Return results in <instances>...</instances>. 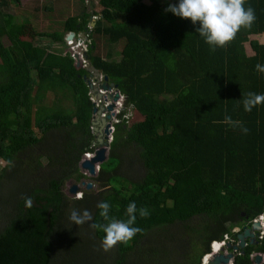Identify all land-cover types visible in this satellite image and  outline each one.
<instances>
[{"label": "trees", "instance_id": "trees-1", "mask_svg": "<svg viewBox=\"0 0 264 264\" xmlns=\"http://www.w3.org/2000/svg\"><path fill=\"white\" fill-rule=\"evenodd\" d=\"M20 1L0 0V264H204L215 242L237 245L264 215V105L243 107L247 93L264 94V73L255 70L264 64V0H247L255 23L215 52L198 24L166 11L179 0H99L93 15L65 16L54 35L40 30V18L51 21L55 9L35 7L27 18L6 11ZM73 32L89 34V66L125 96L108 158L92 178L80 168L98 147L92 73L76 67ZM45 37L65 48L52 50ZM103 37L122 46L117 56L96 54ZM226 114L247 134L222 123ZM8 179L15 188L6 194ZM83 180L97 193L69 198L68 182ZM104 201L119 220L133 201L150 213L137 211L142 233L108 252L96 246L105 233L69 220L73 209L88 210L90 223H106L97 208ZM85 229L92 251L84 262L75 250ZM256 253L264 241L249 243L235 264H256Z\"/></svg>", "mask_w": 264, "mask_h": 264}, {"label": "clouds", "instance_id": "clouds-1", "mask_svg": "<svg viewBox=\"0 0 264 264\" xmlns=\"http://www.w3.org/2000/svg\"><path fill=\"white\" fill-rule=\"evenodd\" d=\"M246 3L247 0H179L178 5L170 4L166 11H170L177 17L183 19H190L193 25L198 24L199 27L196 29V31L210 46V50L212 52H215L217 48H226L235 39L241 29H250L255 23V9L250 5L248 7H245ZM96 19L97 17H91V21L93 23L89 26L90 29L95 26L94 21ZM73 34L75 36V40H77L76 36L81 35L82 38L90 46L91 41L89 40V34L79 33L77 35L74 32ZM255 70L258 73H264V64H256ZM121 94L122 93L120 92V95ZM258 105H264V94H257L255 92L247 93L246 98L243 99L244 110L246 112H251L253 108ZM122 110H124V106ZM221 122L233 127H240L245 134H247L248 132L247 128L243 127L239 121H234L230 115L226 114L224 120ZM93 156L94 153L88 152L83 155L81 162L83 161V159L92 158ZM74 196H76V199H80L82 198L83 193H77ZM24 202L25 206L28 208H31L33 206L31 197H25ZM97 208L100 209L99 216L102 217L106 223H90L91 221H93V216L88 210H84L81 213L73 209L70 212L69 220L73 225L77 226H83L85 223H88V226L93 230L102 231L103 233H105L100 245L105 252L111 251L117 244H123L127 246L138 233H142V228L134 226L137 223V211H139V216L141 218H146L150 215L146 208H140L138 210L134 201L129 203V205L127 206L125 213V215L127 216V220H119L115 217H110L109 213L111 205L106 201L98 203ZM256 222H261L263 226V229L261 231L256 232L257 238L256 242L254 243L260 244L264 241V215L258 217L253 222V225ZM253 225H248V228H252ZM216 243L222 245L220 251L217 252V254L231 253V249L228 248V244L230 242L224 241L215 242L212 246V253L209 255L214 254ZM249 243L252 242L248 240V245ZM260 255L264 257L263 253H256L253 255V259L255 260L256 264H264V259L261 263L257 261V258Z\"/></svg>", "mask_w": 264, "mask_h": 264}, {"label": "water", "instance_id": "water-1", "mask_svg": "<svg viewBox=\"0 0 264 264\" xmlns=\"http://www.w3.org/2000/svg\"><path fill=\"white\" fill-rule=\"evenodd\" d=\"M93 14V13H92ZM67 40H75L74 34H70L67 37ZM76 41V40H75ZM72 54L73 52L70 51ZM87 58V55H85ZM76 58V67L80 68V58L78 54H75ZM91 72L90 78H87V84L91 91H93L99 100L104 99V102L113 101L116 102L120 98V90L117 85L109 83L108 77L104 76L103 82L101 81V75L95 67L91 66L88 69ZM115 89L116 92L113 93L112 89ZM102 91H105L102 92ZM103 102V103H104ZM115 107V104H111L109 107H105L103 104H100L99 107H95L93 109V134L96 136V140L98 143V147L94 152V156L92 158H85L80 164V168L83 172H87L90 176L89 177H96L100 168V165L105 162L108 158V154L110 151V142H109V134H110V123L109 121L112 118V114H107L106 117H102L105 112H111ZM87 186L86 189L90 190L93 187V183L86 182L83 180L80 183L74 184L69 189L70 195H76L79 192H82V189ZM263 229L261 222H256L252 228H245L244 232L239 235V242L237 245L233 243L228 244V248L233 249L230 254L219 253L217 254L214 252L213 255H208L205 260L204 264H235V259L237 254L244 250L248 246V240H250L254 244L257 238V231H261ZM216 249L214 248V251ZM264 257L262 255L258 256L257 261L261 263Z\"/></svg>", "mask_w": 264, "mask_h": 264}, {"label": "rangeland", "instance_id": "rangeland-1", "mask_svg": "<svg viewBox=\"0 0 264 264\" xmlns=\"http://www.w3.org/2000/svg\"><path fill=\"white\" fill-rule=\"evenodd\" d=\"M84 1H86V0H66V1L65 0H21L19 4L11 3L9 5V7L6 9V11L9 13H12L14 15L21 16V17L24 16L27 18L29 16L28 11H31L35 7H38L39 10H41V13H43V14H46L45 10L52 11L53 9H55V10H53V14L50 17H47V18L51 19L52 26H51V21H49V20L45 21V20L40 18V20L43 22V25H45L44 27L40 28V30L41 31L44 30V31H46V33H48L50 35H54L55 33H61L60 28L62 27V25L64 26L63 18L65 16H68V15L77 16V14L79 12H81L82 9H84V4H83ZM98 1L99 0H88V2H89L88 5L89 6L91 5L92 8H97V2ZM25 19H23L22 21H24ZM36 24H39V23H36ZM46 38H48V37H45V39H42L41 42L44 43V45L52 44L53 45L52 49L55 50L56 49L54 47L55 45L52 42H49V40H47ZM251 38H254V37H251ZM101 40L102 41H101L100 48L96 51V54L101 55L102 57H104V56L106 57V53H107V49H108L107 41H106L105 37L101 38ZM4 43L6 45H9V42L7 39H4ZM119 48H122V46H119ZM247 48H248V52L251 53V48L248 46H247ZM247 48H246V50H247ZM142 128L145 129L144 124H143ZM0 166L3 168L6 166V164L3 161H0ZM126 166H128V165L125 163L123 165V169L126 168ZM139 172L142 173L143 169L139 168ZM86 182L88 183L90 181L86 180ZM74 184H76L75 181H69L67 184V187L65 189V193L67 194V196L69 198H72V199H76V196L70 195L69 189ZM5 185H6V191L4 193H6V194H8L11 190H13L15 188V186H14L15 182L13 180H10V179L5 181ZM86 187L87 186L85 185L82 192H79V193H83V191L86 190ZM90 191H92L93 193H97L98 186L93 184V187L90 189ZM2 225H4V222L0 221V227H2ZM80 235H82L84 238H80L82 241V244L79 246V252L77 253L75 250V253L79 254L81 256V258L83 259V261L85 262V254H88L89 251H92V248H90V249L88 248V245L91 243L90 233L88 232V229H85L84 232L81 231ZM100 245H101V242L96 244L97 248L102 249Z\"/></svg>", "mask_w": 264, "mask_h": 264}, {"label": "built area", "instance_id": "built-area-1", "mask_svg": "<svg viewBox=\"0 0 264 264\" xmlns=\"http://www.w3.org/2000/svg\"><path fill=\"white\" fill-rule=\"evenodd\" d=\"M76 37H77L76 41L75 40H67L68 49H69V51L73 52L71 55H72L73 59L75 60V62H76L75 54H78L79 58H80V63H81L80 66L82 68H89L90 67L89 66L90 63L88 61L89 59L86 58V56H85L88 53L89 44L82 38L81 35H78ZM103 79H104V76L101 75V81L102 82H103ZM102 92L105 93V91H102ZM112 92L115 93L116 90L113 88ZM120 98L121 99H119L116 102H113L111 100L107 101V102H104V99L99 100L98 98H95V96H93L91 94V99H92L95 107H99L100 104H103L105 107H109L113 103L115 104V107H114V109L111 112H105L102 115V117H106L108 113L113 115L111 120L109 121V123H110L109 142H112V140L114 138L115 125L117 123L121 122L120 114L122 112V108H123L122 106H124V96L121 94ZM127 118H129V117H127ZM98 170H99V168H98ZM83 173L85 175H87L88 177L90 176L87 172H83Z\"/></svg>", "mask_w": 264, "mask_h": 264}, {"label": "crops", "instance_id": "crops-1", "mask_svg": "<svg viewBox=\"0 0 264 264\" xmlns=\"http://www.w3.org/2000/svg\"><path fill=\"white\" fill-rule=\"evenodd\" d=\"M89 3H88V0H86V3H85V6H84V13H83V15L82 16H84L85 15V10H87V12H91V13H95V11H96V8H92L91 7V5L89 6L88 5ZM88 5V6H87ZM83 10V9H82ZM81 10V11H82ZM81 12H79L78 14H80ZM77 14V15H78ZM73 16H75V15H73ZM68 17V19H69V17H71V15H68V16H66V18ZM119 46H121L120 44L118 45V46H116V47H108V49H107V53H106V58H109L111 55H113L114 54V56H117V54L118 53H120V51H121V49L122 48H119ZM56 49H61V50H63L64 48H65V45H60L59 43H57V44H55V46H54ZM53 50V49H52ZM108 56V57H107ZM81 67V66H80ZM91 94L93 95V96H96V94L93 92V91H91ZM86 181V180H85Z\"/></svg>", "mask_w": 264, "mask_h": 264}, {"label": "bare ground", "instance_id": "bare-ground-1", "mask_svg": "<svg viewBox=\"0 0 264 264\" xmlns=\"http://www.w3.org/2000/svg\"><path fill=\"white\" fill-rule=\"evenodd\" d=\"M218 246H219V247H220V249H221V246H222V245H221V244H219V243H216V244H215V249H216V250H215V252L217 251V249H218ZM216 253H217V252H216Z\"/></svg>", "mask_w": 264, "mask_h": 264}]
</instances>
